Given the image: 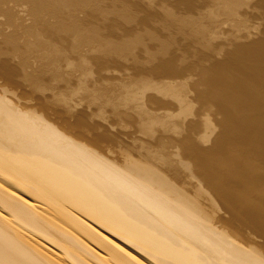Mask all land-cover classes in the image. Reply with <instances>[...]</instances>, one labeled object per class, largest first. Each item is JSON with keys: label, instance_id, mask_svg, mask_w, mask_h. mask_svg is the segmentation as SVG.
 <instances>
[{"label": "rangeland", "instance_id": "374dc122", "mask_svg": "<svg viewBox=\"0 0 264 264\" xmlns=\"http://www.w3.org/2000/svg\"><path fill=\"white\" fill-rule=\"evenodd\" d=\"M263 39L264 0H0V88L21 106L73 126L90 138L84 143L97 142L119 163L126 150L138 162L145 155L174 162L181 185L162 173L157 158L152 166L194 199L215 226L264 253V227L259 230L227 206L237 199L241 209L259 212L256 218L264 215V182L252 189L256 175L245 169L264 171V78L244 89L237 83L248 77L250 64L264 70V48L254 64L238 58ZM145 114L157 122L150 135ZM237 159L243 162L238 168Z\"/></svg>", "mask_w": 264, "mask_h": 264}, {"label": "bare ground", "instance_id": "6f19581e", "mask_svg": "<svg viewBox=\"0 0 264 264\" xmlns=\"http://www.w3.org/2000/svg\"><path fill=\"white\" fill-rule=\"evenodd\" d=\"M261 43L257 42L249 47L253 49L242 50L238 58L242 62L250 61L252 58V63H256L261 50L264 48V43ZM251 65L245 71L248 77L237 80L238 84H242L243 89L250 80L262 82V78H264V70ZM7 92L10 91L0 88V264H264V253H260L258 249L249 246L247 243V245L241 244L230 234L215 226L216 224L214 225L202 213L194 199L164 176L167 175L181 185L183 175L179 173L174 162L171 163L172 161H163L159 157L151 158L146 155L140 160L141 162H138L139 160L129 157L133 153L130 155L125 149L126 151L120 153L118 151L122 158L121 163H119L115 156H111L110 152L108 153L99 147L97 142H95L97 144L93 141L84 143L85 140L90 142V138L74 132L73 126L74 129L70 125L68 126V123L58 125L35 109L21 106L22 103L19 104L21 101L16 103L7 95ZM246 97L250 98L249 95ZM223 108L225 110V105ZM230 113L232 114L233 111ZM146 116L144 119L149 126L148 129L146 126L148 133L154 129L152 127L157 122H155L156 117L153 121L150 120L151 116ZM233 118L232 120H234ZM159 120L160 118H158ZM232 120L231 123L235 121L232 122ZM161 121L159 122L161 123ZM142 122L141 124L144 123ZM80 126L82 127V124ZM141 128L144 131V126ZM223 128L221 129L223 130ZM252 131L254 130L252 129ZM225 133L231 132L225 131ZM222 134L224 133L222 132ZM249 134L246 138L250 136ZM239 138L241 137L239 136ZM223 141L225 142L224 138ZM249 146L250 144H248ZM235 147L237 148V145ZM256 147L259 146L256 145ZM263 147L260 146V149L262 150ZM229 151L232 152L233 150L227 149V154ZM112 152L114 153V151ZM214 153L217 156L218 153L215 151ZM211 156L213 157L212 154ZM117 158L119 157L117 156ZM156 158L164 175L152 166ZM218 158L215 161H218ZM251 158L254 160L255 157L252 156ZM193 159L195 160V158ZM200 160L202 159L200 158ZM204 160L207 159L204 158ZM244 160L242 159L245 165ZM236 161L239 162L238 165L243 164L238 159ZM217 163L219 164V162ZM195 165L194 167L197 169L198 165ZM238 165L237 168L240 167ZM250 167L245 168L246 172L249 170L252 176L256 175L252 189L257 188L259 190L257 185L264 182V175H262L264 171H261L262 169L253 171ZM200 169L202 170V168ZM226 169H228V164ZM214 171L217 172V170ZM235 171L237 172V170ZM241 171H243L242 167ZM202 172L199 171V174H203ZM243 174L245 173L243 172ZM250 178L251 176L249 178L247 176L246 179L249 180ZM212 180L214 181V179ZM209 185L211 184L208 183L207 186ZM229 186L231 185L229 184ZM232 187L234 188V186ZM250 187L248 189L251 190ZM228 188L227 186V192ZM198 191L200 192V190ZM221 191L223 190L220 188ZM235 194L233 195L234 198ZM203 195H205L204 192ZM242 195L241 193V197ZM222 196L224 195L222 194ZM252 200L254 201V199ZM228 204L230 205L227 206H230L236 214H240V218L244 221H248L258 229L259 227L263 229L264 215H261V218L258 216L256 218L254 214L260 213H256V210L254 213L251 209L249 212L243 210L244 208L241 209L237 199ZM243 205L246 206V204ZM252 207L254 206L252 205ZM242 219L241 222H243Z\"/></svg>", "mask_w": 264, "mask_h": 264}]
</instances>
